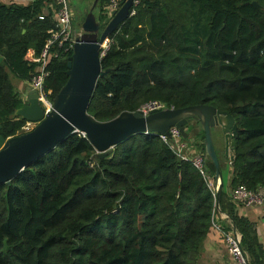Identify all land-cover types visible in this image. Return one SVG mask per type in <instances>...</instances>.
<instances>
[{
    "label": "trees",
    "instance_id": "obj_1",
    "mask_svg": "<svg viewBox=\"0 0 264 264\" xmlns=\"http://www.w3.org/2000/svg\"><path fill=\"white\" fill-rule=\"evenodd\" d=\"M135 1L133 14L108 36L99 61L105 75L87 115L103 123L152 101L226 112L235 125L228 187L263 188L264 0ZM106 3L95 6L101 29ZM49 5L54 1L0 0L3 139L23 134L25 122L14 116L22 101L10 77L28 83L34 74L38 65L26 54L37 58L54 29ZM70 57L66 43L49 49L43 87L50 99L66 82ZM197 142L192 147L202 155ZM93 155L87 140L72 134L0 186V264H196L215 213L191 163L154 134L132 135L102 159ZM204 169L213 176L210 161ZM218 208L240 235L249 264H264L254 230L222 192Z\"/></svg>",
    "mask_w": 264,
    "mask_h": 264
},
{
    "label": "water",
    "instance_id": "obj_2",
    "mask_svg": "<svg viewBox=\"0 0 264 264\" xmlns=\"http://www.w3.org/2000/svg\"><path fill=\"white\" fill-rule=\"evenodd\" d=\"M98 0L92 4L79 24V31L71 47V57L66 64V82L52 99V111L43 116L33 91L25 95L22 107L14 116L33 128L21 135L3 139L0 136V186L9 183L26 167L41 158L72 134L83 136L94 151V158L102 159L112 148L135 134H154L169 138L168 130L175 128L180 137H187L184 127L195 124L203 132V148L219 177L218 162L213 150L209 129L218 127L223 136V155L229 165L233 162L235 125L226 112L210 106L183 109H164L143 115L120 113L116 118L99 123L86 111L100 72V46L117 26L128 17L133 0H123L108 23L101 29L93 14ZM255 8H259L252 3ZM1 61V59H0ZM220 184L215 185L214 206L218 208Z\"/></svg>",
    "mask_w": 264,
    "mask_h": 264
},
{
    "label": "built area",
    "instance_id": "obj_3",
    "mask_svg": "<svg viewBox=\"0 0 264 264\" xmlns=\"http://www.w3.org/2000/svg\"><path fill=\"white\" fill-rule=\"evenodd\" d=\"M54 8L49 5L51 9L53 20L55 22L54 29L47 32L48 38L43 46L37 58H33L31 62L36 63L38 66L35 69L34 74L29 80L28 88L35 94L36 101L42 111L43 116H46L52 111V99H50V92L46 91L43 87V82L46 77L44 66L47 58L49 57V49L55 46L60 49L65 43L70 48L72 47L75 35L72 34L71 29V14L70 10L64 0H53ZM123 0H107L105 7L103 8V14L108 21L112 18L113 14L116 13L120 7V2ZM136 4V1H132V5L129 9L128 16L133 14L132 7ZM39 19H42L39 17ZM109 40H105L100 46L99 57H101L107 49ZM166 109L163 104L159 102H149L140 107L139 111L143 115L148 114L152 111H161ZM34 124H32V127ZM24 132H28V127L22 128ZM169 138L159 136V138L167 143L172 153L176 156L179 161H189L191 165L198 171V173L206 181L207 188L215 201V187L210 183V178L206 175L204 169V158L201 154L196 153L191 157H188L186 153L189 152L190 148L186 143L181 140L180 134L177 129L170 128L168 130ZM89 166H91L89 164ZM229 201L233 204L240 205L243 207H259L264 206V187L256 190L249 191L242 186L234 188L230 195ZM216 207L214 206V212ZM218 231L219 227L213 225ZM221 239L223 246L233 264H249V260L245 252L240 246V235L233 230H220Z\"/></svg>",
    "mask_w": 264,
    "mask_h": 264
},
{
    "label": "crops",
    "instance_id": "obj_4",
    "mask_svg": "<svg viewBox=\"0 0 264 264\" xmlns=\"http://www.w3.org/2000/svg\"><path fill=\"white\" fill-rule=\"evenodd\" d=\"M8 1L16 2L14 0H8ZM30 1L31 0H21L19 4L24 5ZM32 59H33L32 52L31 51L27 52L26 60L32 61ZM10 82L13 89L19 94L20 99L23 103L25 101V95L30 91L28 88V84L26 82H21L17 79H12L10 80ZM31 126L32 124L29 123L24 124V127H31ZM215 129L217 133H220V135H222V133L218 127L209 129L211 144L216 155L217 147L215 145V142H213L214 140L213 133ZM184 131L187 135L186 138V141L188 143L187 145L190 148L189 152L186 154L188 157H191L199 152L198 149L195 148L194 146L192 147V145H194V142H197L195 139L197 133L202 131L199 130L195 124L186 125L184 127ZM22 133H25L23 129H22ZM197 144L199 143L197 142ZM222 144H223V136H222ZM220 167L221 165L218 162L219 177L216 179L214 177V174L211 177L209 176L210 183L213 187H215V185H218V183L220 184V192L223 193L225 202L228 203L229 195L231 193V190L228 187L230 180V171H229L230 165L227 167L226 171H221ZM222 175H224V177ZM232 207L234 213L237 216L244 218L251 225L252 229L255 232L256 239L258 243L261 245L262 250L264 252V206L243 207L232 203ZM214 213H215V217L212 222V225L200 245L199 257L196 264H233L223 246L220 230L222 231L225 230L236 231V230L234 229L231 221L227 218V216L219 211V208H216ZM213 225L219 227L220 230L218 231L215 227H213Z\"/></svg>",
    "mask_w": 264,
    "mask_h": 264
},
{
    "label": "rangeland",
    "instance_id": "obj_5",
    "mask_svg": "<svg viewBox=\"0 0 264 264\" xmlns=\"http://www.w3.org/2000/svg\"><path fill=\"white\" fill-rule=\"evenodd\" d=\"M1 1H7V0H1ZM16 3L21 2V0H14ZM70 10L71 14V29H72V34L75 35L79 31V24L83 20L85 14L88 12L92 1L93 0H64ZM93 14L96 16L97 10L96 7H94ZM14 79L13 77H10V80ZM33 127H28V130H31ZM27 132V131H26ZM201 134L199 132L197 133V140L199 141L200 144H202L203 147V140H200ZM213 142H215V145L217 147L216 151V158L217 161L220 163L221 171H226L227 167L229 166L228 159L224 157L223 155V144H222V135L220 133H217L216 129L213 133ZM188 144V143H187ZM204 161L208 162L210 161V158L205 154L204 148H203V154H202ZM224 177V175H222Z\"/></svg>",
    "mask_w": 264,
    "mask_h": 264
}]
</instances>
